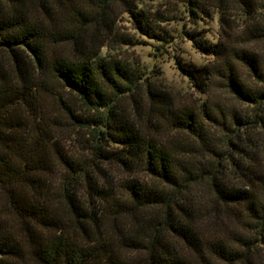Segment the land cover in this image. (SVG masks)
I'll use <instances>...</instances> for the list:
<instances>
[{"label": "trees", "instance_id": "obj_1", "mask_svg": "<svg viewBox=\"0 0 264 264\" xmlns=\"http://www.w3.org/2000/svg\"><path fill=\"white\" fill-rule=\"evenodd\" d=\"M175 1L226 40L187 34L213 57L179 65L197 109L99 57L118 11L159 36L137 0H0V264H264V0ZM52 79L77 102L48 110ZM214 81L226 102L207 105ZM67 127L91 131L87 156L62 153Z\"/></svg>", "mask_w": 264, "mask_h": 264}, {"label": "rangeland", "instance_id": "obj_2", "mask_svg": "<svg viewBox=\"0 0 264 264\" xmlns=\"http://www.w3.org/2000/svg\"><path fill=\"white\" fill-rule=\"evenodd\" d=\"M140 10L148 16L155 34L159 36L152 38L142 34L137 30L131 14L118 11L112 36L106 40L99 57L104 61L125 64L139 76L140 83L153 85L164 94H169L178 107L197 109L204 102V97L194 89L190 78L181 71L179 65L202 68L213 64L212 55L194 46L187 34L199 33L204 36L201 41L211 47L218 42L226 43L220 30L218 15L210 9L208 16H190L186 13V7L175 0H137L132 12ZM237 16L235 12L229 14V22L233 27L240 23ZM228 43L232 45L231 40ZM259 48L264 52V46ZM56 94L66 98L67 102H77L72 94L63 92L52 79V96L46 99V105L51 112L52 98H55ZM222 96L224 97L218 89L217 81H214L209 87V95L205 97L207 105L223 101ZM123 102L127 104L125 109L129 114L138 118L140 126L150 134L154 129L150 124H154V120L158 118L154 119L153 113L148 116V108L145 105L141 108L138 104L139 109L128 99ZM77 106H72V109H76ZM118 113L121 115L122 111L119 109ZM90 115L91 113L86 111L83 113L84 117ZM160 121L155 123L157 124L155 134L159 140L168 144L172 139L163 128L164 122ZM90 134V130L67 127L65 134L60 138L59 148L70 159L83 158L87 156L89 144H96L95 141H91Z\"/></svg>", "mask_w": 264, "mask_h": 264}]
</instances>
